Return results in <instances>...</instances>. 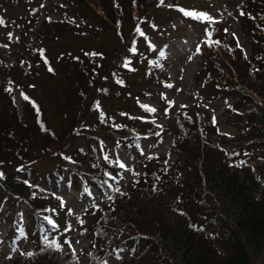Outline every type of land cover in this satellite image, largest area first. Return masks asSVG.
<instances>
[{
	"label": "trees",
	"instance_id": "1",
	"mask_svg": "<svg viewBox=\"0 0 264 264\" xmlns=\"http://www.w3.org/2000/svg\"><path fill=\"white\" fill-rule=\"evenodd\" d=\"M160 1L62 0L57 8L65 13L54 18L44 0H0L4 21L0 25L18 28L20 39L11 42L23 47L20 63L0 67V222H11L10 234L20 233L25 206L29 222L24 234L34 244L0 264H84L83 256L89 258L86 264H108L112 257L119 258L118 264H264L260 260L264 252V0L241 4L223 0L239 12L250 55L235 37L227 40V25L214 22L210 12L163 0L185 19H195L201 27L209 25L208 46L196 75L198 89L206 98L232 97L226 111L237 133L221 131L208 108L198 102L181 105L164 125L144 115L155 111L141 98L156 99L161 102L158 108L169 104L163 97L169 82L164 72L167 60L149 40V29L158 27L150 18L152 6ZM21 2L27 12L8 21L6 6ZM180 9L210 19L185 15ZM41 10L45 16L36 27ZM87 15L96 19L91 23L94 32L116 24L123 44L112 57L97 49L60 55L58 62L72 91L64 112L68 123L58 133L18 75L36 80L43 72H56L51 45L80 30L88 23ZM126 16L133 28L124 37ZM32 30L34 43L29 40ZM1 44L2 40L0 49ZM139 74L143 83L136 93L138 113L125 110L123 118L117 119L104 101L114 94L131 97L130 77ZM17 89L27 94L22 108L15 102ZM168 133L179 136L174 147L141 160L140 171L134 166L127 190L115 188L113 182L123 167L107 139L136 156L142 138L159 139ZM81 137L86 143L70 149L69 143ZM45 157L54 159L56 167L41 173L35 164ZM248 159L256 163L249 164ZM64 179L89 189L97 187L102 200L108 201L98 204L100 209L82 213L92 217L85 227L91 243L83 253L63 249L62 240L58 242L69 231L61 213L70 207L55 190Z\"/></svg>",
	"mask_w": 264,
	"mask_h": 264
},
{
	"label": "rangeland",
	"instance_id": "2",
	"mask_svg": "<svg viewBox=\"0 0 264 264\" xmlns=\"http://www.w3.org/2000/svg\"><path fill=\"white\" fill-rule=\"evenodd\" d=\"M61 1L44 0L48 11L52 12L51 14L54 18L62 17L65 13L63 8H57V5H61L59 4ZM233 1H237L239 4L242 2V0ZM170 2H180L189 8H196L197 12H210L209 14L213 17L214 22L221 21L227 25V40L231 41L235 37L240 46L250 55L251 47L248 36L242 29L243 24L238 18L239 12L235 10V6L232 4L227 5L223 0H170ZM159 4L155 5V7L152 6L150 18H154V22L158 24L152 25H157L158 27L154 26L152 30L149 29L150 33H152L149 40L154 43L155 47L156 45L158 46L159 52L167 60L164 72L168 75L169 82L163 88V97L169 104L167 107L158 108L161 102L156 99L141 98L143 102L148 103L149 108L155 109V112L144 115H151L156 120V123L164 125L169 121L170 117L175 116L181 105H193L198 102L208 108L210 114L215 117L221 131L237 133L238 128L229 122L226 111L228 105L233 101L232 97L227 99L206 98L203 97L204 94L198 89L200 80L197 81L196 75L202 67L204 48L208 46V36L205 31L206 27L209 28V25L206 24L204 27L198 26L194 22L196 21L195 19H192L194 21L185 19L174 6L164 5L163 3ZM26 12L27 7L23 2L17 5H8L4 10L8 21L16 17L19 18ZM70 13L71 15L75 14L72 11ZM39 15L36 27L39 26V22L45 16V11L41 10ZM86 18L88 23L80 30L62 36L51 45L50 57L56 68V72H43L36 80L31 75L25 76L21 73L18 75L22 83L26 85L25 91L29 93V96H34L40 102L44 110L45 119L51 128L55 129L58 133H61L67 126L68 120L65 118L64 112L66 110L67 95L72 91L71 82L65 75V68H62L61 63L58 62L60 55L68 52L81 54L84 50L97 49L107 52V55L112 57L115 51L121 48L123 44V38L119 36L116 24H108L105 26V29L94 32L92 31L91 23H95L96 19L90 15H87ZM129 19V16L125 17L122 31L124 37H127L133 28V21ZM4 26L6 25H0V40L3 41V44H1L2 50L0 49V67L20 63L18 59L22 56L21 50H23L22 44L18 43L14 45L16 43L11 42L20 39L19 29ZM35 37V31L32 30L29 34L31 43L35 42ZM28 58L26 55L25 59L29 60ZM130 81L134 82L132 88L133 95L131 97L123 99L120 95L114 94L107 97L104 101L107 111L112 113L117 119L123 118L122 115H124L125 110H133L136 111L135 113H138L136 108L138 96L136 93L143 83L142 75H133L130 77ZM25 97H27V94L24 91L21 89L15 90V102L21 108ZM94 118L95 113L90 115L89 120L92 121ZM109 138L107 141L110 144V149L117 150L116 153L120 157V165H124L119 179L117 182H113V185L115 188L119 187L123 191L128 189L133 179L134 166L136 167L135 170L140 171L141 165L139 163L141 160L154 154L169 152L174 147L176 141H178L179 136L168 133L159 139L144 137L140 141V153L136 156L128 153L124 149V146L115 148L117 146H113V140ZM82 143H86V138H75L69 143L71 145L70 149H74V147ZM174 158H176L175 153L172 154V159ZM248 163L255 164L256 162L248 159ZM35 165L36 169L41 173L56 167L55 160L49 157L41 159ZM77 184L72 182V180L64 179L55 189L56 195L62 197L64 204L70 207V210L68 209L67 212L66 210H60V213L61 211L66 212V214L61 213V221L69 231L66 234H62L58 242L60 243L62 240L63 249L70 248L76 252L83 253L91 243V238L89 237V233L85 231V227L87 223L91 222L92 217L89 215L82 217V213L85 214L90 209H100L98 204H105L108 201L102 200L97 187L89 189L82 187L81 182ZM25 210L26 207L23 206L22 221L19 225L20 233L18 234H10L12 228L11 222H0V263H3L5 258L10 254L17 255L21 250L31 249L34 245L31 239L24 234L25 225L29 222L28 212ZM209 231L211 229L208 228L207 232ZM88 259L87 256H83L81 261L86 264ZM260 260L264 261V252ZM108 261V264H118L119 258L112 257Z\"/></svg>",
	"mask_w": 264,
	"mask_h": 264
},
{
	"label": "snow or ice",
	"instance_id": "3",
	"mask_svg": "<svg viewBox=\"0 0 264 264\" xmlns=\"http://www.w3.org/2000/svg\"><path fill=\"white\" fill-rule=\"evenodd\" d=\"M161 3H163V0H161ZM180 11H182L185 15H189V16H194V17H197V18H201L203 17L204 19H210L207 14H203V13H196V12H192V11H186L184 9H180ZM241 15H243V13H241ZM4 21L3 20H0V24H3ZM226 31V30H225ZM239 46V45H238ZM95 55V54H93ZM51 71V69H50ZM169 87H171V85H169ZM6 91H10L9 89H6ZM23 95V94H22ZM25 99H27V97H25ZM151 111H155V109H151ZM213 123H215V118H213ZM243 163V162H241ZM120 167H124L123 164L120 165ZM0 176H2V173H0ZM117 191H119V189H117Z\"/></svg>",
	"mask_w": 264,
	"mask_h": 264
}]
</instances>
